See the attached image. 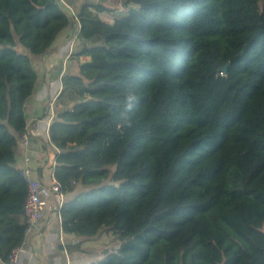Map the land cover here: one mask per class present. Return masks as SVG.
Instances as JSON below:
<instances>
[{
    "label": "trees",
    "instance_id": "obj_1",
    "mask_svg": "<svg viewBox=\"0 0 264 264\" xmlns=\"http://www.w3.org/2000/svg\"><path fill=\"white\" fill-rule=\"evenodd\" d=\"M78 14L89 60L62 78L50 127L64 233H112L89 264H264V0H123ZM96 10L94 12L93 10ZM74 17L60 0H0V259L25 239L28 183L15 165L25 104ZM229 64L227 71L221 68ZM137 97L120 115L126 94ZM80 242L77 247L81 246Z\"/></svg>",
    "mask_w": 264,
    "mask_h": 264
},
{
    "label": "crops",
    "instance_id": "obj_2",
    "mask_svg": "<svg viewBox=\"0 0 264 264\" xmlns=\"http://www.w3.org/2000/svg\"><path fill=\"white\" fill-rule=\"evenodd\" d=\"M121 2L123 0H120L118 7H114L110 1L60 0L62 7L72 17L73 12L79 14L85 3H102L107 10L99 16L109 23H113L120 15ZM93 11L96 12L95 9ZM85 46H94V43L81 36L80 22L74 19L72 25L59 34L48 53L32 57L37 81L33 94L25 104L27 131L19 136L15 165L21 171L32 169L34 176L46 184H50L54 176L59 151L50 140V127L60 111L70 105L66 98L60 96L63 89L62 78L66 74H78L80 65L89 60L88 57L77 55ZM23 136L27 138V142L21 140ZM77 194H67L66 198L71 199ZM12 218L25 225L23 214L13 215ZM80 242L82 240L75 235L64 233L60 213L54 209L53 201H50L38 225L25 236L19 264L99 263L104 253L98 256L89 254L94 241H83L77 247ZM0 264L7 263L0 259Z\"/></svg>",
    "mask_w": 264,
    "mask_h": 264
},
{
    "label": "built area",
    "instance_id": "obj_3",
    "mask_svg": "<svg viewBox=\"0 0 264 264\" xmlns=\"http://www.w3.org/2000/svg\"><path fill=\"white\" fill-rule=\"evenodd\" d=\"M105 2L109 0H99ZM101 12H98L100 15ZM75 20L79 21L77 13L73 12ZM21 140L27 142L25 136ZM22 175L28 183V194L26 197L23 215L25 217V236L36 227L43 216L44 210L50 205V201L54 203V209L59 213L66 203V194L63 191L62 185L57 181L55 176L52 177L51 183L46 184L34 176L32 169L26 168L22 170ZM23 251V243L15 247L10 256L7 264H19L20 255Z\"/></svg>",
    "mask_w": 264,
    "mask_h": 264
},
{
    "label": "rangeland",
    "instance_id": "obj_4",
    "mask_svg": "<svg viewBox=\"0 0 264 264\" xmlns=\"http://www.w3.org/2000/svg\"><path fill=\"white\" fill-rule=\"evenodd\" d=\"M109 1L112 3L111 4L112 6L114 7L119 6L120 0H109ZM119 11H120L119 14L121 16H124L123 14H126L129 11V8H122V4H121L119 7ZM104 18H107V16H104ZM92 241H94L91 243L90 246L92 252H89V254L93 253V254H97V256L103 253L105 255V252L107 251H117L120 245V242L118 241L117 237L112 233L105 234L98 239H92Z\"/></svg>",
    "mask_w": 264,
    "mask_h": 264
},
{
    "label": "clouds",
    "instance_id": "obj_5",
    "mask_svg": "<svg viewBox=\"0 0 264 264\" xmlns=\"http://www.w3.org/2000/svg\"><path fill=\"white\" fill-rule=\"evenodd\" d=\"M136 105L137 97L132 90H129L125 97L123 112L120 115V120L123 126L132 127L133 120L128 114L134 112Z\"/></svg>",
    "mask_w": 264,
    "mask_h": 264
},
{
    "label": "water",
    "instance_id": "obj_6",
    "mask_svg": "<svg viewBox=\"0 0 264 264\" xmlns=\"http://www.w3.org/2000/svg\"><path fill=\"white\" fill-rule=\"evenodd\" d=\"M228 66H229V64H227L226 66L222 67L221 70H222V71H227Z\"/></svg>",
    "mask_w": 264,
    "mask_h": 264
}]
</instances>
